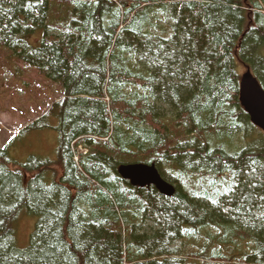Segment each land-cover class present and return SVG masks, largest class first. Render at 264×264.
<instances>
[{
    "label": "trees",
    "instance_id": "obj_1",
    "mask_svg": "<svg viewBox=\"0 0 264 264\" xmlns=\"http://www.w3.org/2000/svg\"><path fill=\"white\" fill-rule=\"evenodd\" d=\"M190 2L0 0V67L13 56L63 95L26 129L54 130L55 147L25 163L0 148L18 174L0 178V264H264V134L239 103L241 72L264 91V0ZM53 4L71 16L48 21ZM241 133L249 142L233 152ZM78 146L87 153L76 164ZM190 155L200 170L190 176L205 184L166 172ZM131 163L154 165L174 195L121 179L118 167ZM21 214L35 220L25 249Z\"/></svg>",
    "mask_w": 264,
    "mask_h": 264
},
{
    "label": "rangeland",
    "instance_id": "obj_2",
    "mask_svg": "<svg viewBox=\"0 0 264 264\" xmlns=\"http://www.w3.org/2000/svg\"><path fill=\"white\" fill-rule=\"evenodd\" d=\"M68 16H71L69 9L64 6L53 4V6L50 7L48 21L63 22ZM157 24L160 28H166L168 26V23L165 22L162 15L158 16ZM35 36L32 38L33 40L36 38ZM39 37H41V34ZM5 58L9 60L10 63L0 67V148L9 147L12 155H10V157L18 163H25L27 158L31 155L40 157L41 155L39 153L47 150L50 144H52V136L45 133L42 134V131L35 130L24 131L21 136L17 137L9 136L12 133L16 134L15 132H17V130L14 129V127L22 129L37 118H40L42 116V108L45 101L49 102L52 96H54V93L57 94L56 98L58 97L59 99H61V95L56 85H52L51 88L45 89L43 84L48 83V80L44 77H37L35 70L27 69L28 67L24 63L13 60V56L12 58ZM13 68L18 69L19 72L15 73V69ZM241 74L243 73L241 72ZM35 82L42 89V97L40 100L39 97L37 100L34 98L35 90H37V88L34 89ZM28 90H30L29 93ZM18 113L21 114L19 115ZM249 128L252 134H259L255 128ZM17 133L19 134V131ZM262 137L264 138V136ZM247 142H249V140L247 141L244 139V134L241 133L233 140L231 150L237 152L241 148H245ZM45 153H48L46 157H54L53 150ZM74 160L77 161L76 158ZM196 160L197 158L195 156H186L184 160L188 164L186 168L179 167L178 165L177 167L171 166L170 168H166V172L174 176L179 183L183 185L195 187L200 180L205 184L206 177H198L197 175L190 176L192 172H200V170L197 171L199 167L197 166ZM200 188L201 183L198 184L197 190ZM187 190L190 191L193 189L187 186ZM20 217L15 232V239L17 247L19 249H25L29 242V235L33 231L35 220L24 214H21ZM196 249L197 248L188 249L187 253L195 252ZM243 249H245V247ZM190 262L194 264L192 261Z\"/></svg>",
    "mask_w": 264,
    "mask_h": 264
},
{
    "label": "water",
    "instance_id": "obj_3",
    "mask_svg": "<svg viewBox=\"0 0 264 264\" xmlns=\"http://www.w3.org/2000/svg\"><path fill=\"white\" fill-rule=\"evenodd\" d=\"M239 103L250 122L264 132V91L250 70H247L240 79ZM117 172L122 179L129 181L134 187L153 186L163 196L174 195V188L160 177L153 165H121Z\"/></svg>",
    "mask_w": 264,
    "mask_h": 264
},
{
    "label": "snow or ice",
    "instance_id": "obj_4",
    "mask_svg": "<svg viewBox=\"0 0 264 264\" xmlns=\"http://www.w3.org/2000/svg\"><path fill=\"white\" fill-rule=\"evenodd\" d=\"M185 6L190 7V8L196 7V5L194 3H191L190 0H186V5ZM203 6H205V7H209V6L214 7L215 5L204 4ZM206 19H207V17H206ZM193 71H197V69H193ZM201 75H203L202 72H201ZM188 76H189V81H186L185 83H189L190 82L191 72L188 73ZM255 165H257V160L255 158H253L251 160V165H250V172L253 173V174H255L257 172V168L254 167ZM260 167L264 168V165H261ZM17 176H18L17 173L9 171L7 169V167L3 163H0V178H3V177L16 178ZM235 185H236V181H235V179H233L232 180V184L228 185V187L225 188L224 194L226 195L230 191L234 192L235 191V187H234ZM9 187L13 190V194H20V195L23 194V191H22V189H20L18 184L13 183V184H10ZM249 187L250 188H255L256 185L255 184H249ZM6 191H8V189L4 188L3 184H0V207H2V202H3L2 193L6 192ZM259 199L260 200H264V196H260ZM4 223H5V221L3 219H0V226H3ZM46 264H49V262H46Z\"/></svg>",
    "mask_w": 264,
    "mask_h": 264
},
{
    "label": "crops",
    "instance_id": "obj_5",
    "mask_svg": "<svg viewBox=\"0 0 264 264\" xmlns=\"http://www.w3.org/2000/svg\"><path fill=\"white\" fill-rule=\"evenodd\" d=\"M56 95H57V94L54 93V96H53V98L49 101L48 105H45L46 110H48V109L50 108V106H51V102H52V101L56 102V101L59 100L58 97L56 98ZM60 95H61V98H62V94H61V93H60ZM50 123L53 124V125L56 124L54 121H50ZM54 132H55L54 130L50 129V130H47V131H45V132L42 131V134L45 133V134H49V135H51V136H52V146L55 147V145H56V139H57V133L55 132V134H54Z\"/></svg>",
    "mask_w": 264,
    "mask_h": 264
},
{
    "label": "bare ground",
    "instance_id": "obj_6",
    "mask_svg": "<svg viewBox=\"0 0 264 264\" xmlns=\"http://www.w3.org/2000/svg\"><path fill=\"white\" fill-rule=\"evenodd\" d=\"M134 164H137V163H134Z\"/></svg>",
    "mask_w": 264,
    "mask_h": 264
}]
</instances>
